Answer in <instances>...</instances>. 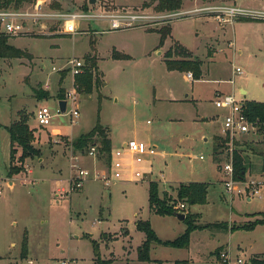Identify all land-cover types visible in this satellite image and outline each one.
<instances>
[{"label":"rangeland","instance_id":"obj_1","mask_svg":"<svg viewBox=\"0 0 264 264\" xmlns=\"http://www.w3.org/2000/svg\"><path fill=\"white\" fill-rule=\"evenodd\" d=\"M34 2L25 3V8ZM46 2L76 12L123 8L156 16L220 4L264 11V0H183L182 7L172 11L159 8V0ZM163 27L171 33L161 43L158 30ZM78 29L71 35H6L10 45L32 57L0 58V264H61L63 260L97 264L92 239L99 241L101 257L112 259L111 264H142L133 260L146 238L137 227L139 220L150 221L163 240L185 232L187 220L151 211L148 179L120 180L109 187L98 180L97 174L109 164V154L100 149L96 156L90 155V148L101 144V137L97 135L84 150L73 145L97 123L113 139L112 148L132 138L157 145L158 154L146 156L147 164L141 169L158 182L161 197L165 192L176 197L175 188L187 180L210 184L205 204L184 209L196 226L211 225L191 231L188 249L159 245L152 252L154 258L166 264L176 260L224 264L221 254L227 252L231 264H250L252 257H264V223L236 228L264 218L263 137L243 136L249 140L244 144L249 168L246 181L238 182L243 192L232 195L224 184L229 177L221 170L224 156L215 154L226 111L214 102L218 90L264 102V18L241 17L221 27L210 17L188 14L122 30H110L104 21L83 20ZM113 53L127 56L117 58ZM87 55L95 56V68ZM74 58L86 61L93 74V91L79 89L80 116L72 121V104L64 114L58 113V93L62 89L66 95L72 86L70 60ZM167 58L186 63L188 71L169 69ZM196 61H201L199 79L193 72ZM236 67L243 74L234 75ZM189 72L194 79L187 77ZM240 88L248 93L242 94ZM41 105L54 114L46 127L35 119ZM22 110L31 114L32 144L40 155L22 162V148L16 145L13 164L23 171L11 178L7 175L10 134L5 126L15 122ZM54 128L64 134L50 133ZM78 168L90 175L83 187L72 190ZM251 180L260 184L259 191L252 188Z\"/></svg>","mask_w":264,"mask_h":264},{"label":"built area","instance_id":"obj_2","mask_svg":"<svg viewBox=\"0 0 264 264\" xmlns=\"http://www.w3.org/2000/svg\"><path fill=\"white\" fill-rule=\"evenodd\" d=\"M31 7L25 8L20 6L18 8H0V34L7 36H26L33 34H52L60 32L63 34H74L80 32L78 23L80 21H104L110 25V30H122L133 27H145L150 24L166 21L171 17H183L188 14H195L201 17H210L216 21L221 27L227 24H234L238 18H264V11L252 10L243 8L237 5L220 4V5H202L186 12H176L156 16L148 12L135 9H118L113 12H76L72 10L56 9L47 4L46 0H34ZM87 67L85 60L74 58L70 60V70L72 74V86L66 92L65 100L67 108L73 105L70 110L72 121H75L80 116L79 96L80 86L76 81V77L82 75ZM233 74H243L240 67L233 70ZM189 79H194L192 72L187 73ZM234 82V77L231 79ZM49 86V85H46ZM60 101V100H59ZM246 99H238L235 93H217L215 98V105L226 111L221 126V134L219 137L226 140V145L221 148L219 153L224 156L225 163L221 166V170L229 177L224 184L227 191L232 195L235 191L243 192L242 188L238 186V182L246 181L236 180L234 176L235 168V149L239 145H244L249 140H243L246 134L250 136H262L260 129V120H251L247 112ZM67 110V109H66ZM58 113H63L58 107ZM54 117L51 109L46 105H41L35 112V119L39 126L46 127L51 123ZM53 134H60L54 132ZM101 144L92 146L90 148V155H95L100 151ZM158 154L157 145L148 144L145 141L130 139L118 147H113L110 153L109 164L106 170L97 174L98 180L104 183L105 186H111L120 180L128 182H140L148 179L149 183L156 181L152 178L150 172L142 170V164H147L146 156H153ZM200 159H204L201 155ZM90 172L85 169H77L72 183V190L83 187V183ZM73 176V177H74ZM166 182V181H163ZM250 185L255 192L259 191V183L254 180L250 181ZM257 187V189H256ZM180 210H185L186 205L179 203ZM182 212V211H181ZM185 213V212H184ZM186 214V213H185ZM224 264H231L232 259L227 252L221 254ZM239 263H243L242 259H238ZM61 264H69L63 260Z\"/></svg>","mask_w":264,"mask_h":264},{"label":"trees","instance_id":"obj_3","mask_svg":"<svg viewBox=\"0 0 264 264\" xmlns=\"http://www.w3.org/2000/svg\"><path fill=\"white\" fill-rule=\"evenodd\" d=\"M33 0H0V8H10L15 7L18 8L23 6L25 3H30ZM183 5V0H159L158 7L162 10L172 11L180 9ZM59 6H56L58 8ZM161 34V43L165 41V39L170 35V28H161L158 30ZM114 57H126V54L123 53H113ZM29 57L31 58V54L19 48L14 47L8 43V37L5 34H0V58H22ZM87 60L91 62V67H96L97 62L95 60V56L87 55ZM166 63L169 69L171 70H181L188 71V65L184 62H178L173 59L167 58ZM196 66L193 68L194 75L196 78H200L202 76L201 69V61H196ZM76 81L78 82L80 89L87 93H91L93 91V74L89 71V67H85V71L82 75L76 77ZM38 93L44 95L45 97L49 95V92H41ZM37 93V94H38ZM58 95L61 99L65 98V94H63L62 89L59 91ZM247 104V112L249 113V117L251 120L259 119L261 122V132L263 133V141H264V102L257 101H246ZM31 118L30 112L26 110H22L19 112V118L13 122L10 126H7V130L10 134V165L8 168L7 175L8 177H13L20 172L23 171V168L14 166L13 162L16 154V145L22 148L21 160L24 162L27 158H31L32 156L40 155V151L36 149L32 142L34 140V131L30 127L29 121ZM1 127V125H0ZM99 135L101 137V149L105 150L109 154L112 150V140L107 136L104 127L97 123L96 126L87 132L86 134L81 135L73 145L80 149L84 150L90 143L94 142V138ZM217 144L215 147V154H218L221 148H223L227 141L221 139L219 136L216 137ZM264 156V154H262ZM249 162H247L246 155V147L244 145H239L235 149V168H234V176L235 179L240 181L245 179V175L248 172ZM264 171V164H263ZM149 204L152 212L158 215H176L181 211L185 212V210H180L178 207L179 203H184L186 206L194 205V204H205L208 198V190L210 184L207 182L201 181H190V182H180V184L175 188L177 191L176 197L168 195L167 192L164 193V196L161 197L159 193L158 182L153 181L149 183ZM173 187L172 185H170ZM192 214L186 212V218L188 227L185 232L174 240H162L157 235L156 231L152 228L150 221L139 220L137 222V227L139 230L145 233L144 242L138 247V259L140 261H151L150 251L152 243H157L164 246H172L176 248H188L190 245V234L191 231L196 229H203L205 227L210 226L211 224H205L203 226H196L191 219ZM264 223L263 219H257L251 223H247L236 228H254L257 224ZM234 228V230L236 229ZM107 235L103 233L102 236ZM95 260L97 264H111L112 259H103L101 257V249L100 243L98 240L92 239ZM26 239L23 242V253L26 250ZM179 264H189L188 261L179 262ZM250 264H264V257L255 256L250 259Z\"/></svg>","mask_w":264,"mask_h":264},{"label":"crops","instance_id":"obj_4","mask_svg":"<svg viewBox=\"0 0 264 264\" xmlns=\"http://www.w3.org/2000/svg\"><path fill=\"white\" fill-rule=\"evenodd\" d=\"M236 42L235 41H232L231 42V44L232 45H234ZM239 52H241V51H239ZM241 90H245L246 91V94L248 93V91L246 90V89H244V88H240V91ZM217 93H224L223 91H221V90H218L217 91ZM231 93H233V92H231ZM257 102H261V101H257ZM30 122V121H29ZM30 124V123H29ZM31 125V124H30ZM9 126V125H8ZM5 127H7V126H5ZM33 129V128H32ZM54 132H59L60 134H64L63 133V131L61 130V129H59V128H54V129H52V131H50V133H54ZM111 138V137H110ZM132 139H134V138H132ZM111 140H112V142H113V139L111 138ZM128 141V140H127ZM126 140L124 141V142H122L121 144H124L125 142H127ZM114 143V142H113ZM12 178V177H11ZM194 181H199V180H194ZM186 182H190L189 180H187ZM10 186H13V183L12 182H10ZM127 234H128V232H127ZM160 238V237H159ZM161 239V238H160ZM163 240V239H162ZM160 244H157V243H153L152 244V246H151V251H150V255H151V261H140L139 259H138V249H137V255H136V258L135 259H133V260H137L138 262H140V263H142V264H166L165 262V260H162V259H159V258H154V255L152 254V252L154 251V250H156V248H157V246H159ZM189 248V247H188ZM188 248H185V249H188ZM178 262L179 261H175V264H178Z\"/></svg>","mask_w":264,"mask_h":264},{"label":"water","instance_id":"obj_5","mask_svg":"<svg viewBox=\"0 0 264 264\" xmlns=\"http://www.w3.org/2000/svg\"><path fill=\"white\" fill-rule=\"evenodd\" d=\"M96 0H90V3H95ZM242 94H246V91L245 90H241L240 91ZM59 106H60V110L62 112H66V109H67V102L65 100H60L59 101ZM176 216L180 219V220H185L186 218V214L184 212H180V213H177Z\"/></svg>","mask_w":264,"mask_h":264}]
</instances>
